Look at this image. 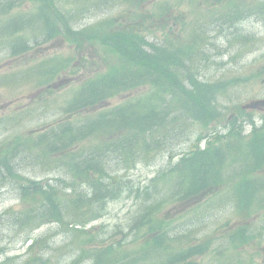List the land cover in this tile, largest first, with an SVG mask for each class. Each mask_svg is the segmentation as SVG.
Returning <instances> with one entry per match:
<instances>
[{
	"label": "trees",
	"instance_id": "1",
	"mask_svg": "<svg viewBox=\"0 0 264 264\" xmlns=\"http://www.w3.org/2000/svg\"><path fill=\"white\" fill-rule=\"evenodd\" d=\"M159 1L72 0V11L63 13L57 8L59 0H0V37L9 39L11 36L5 45L12 49V54L61 37L75 45L79 53L91 48L106 53L107 57L104 69L78 82L72 96L57 108V119L64 120L55 121L31 140L16 138L6 149L0 146V185L6 179L15 183L23 205L20 210L5 214L6 223L13 229L30 234L42 223H54L57 229H62L96 220L107 202L124 192L118 173L129 169L142 155L173 141L178 136L176 124L191 120L207 126L218 120L215 96L223 95L226 86L218 88L201 83L192 67L193 55L196 58L205 55V50L197 51L204 40L200 29L191 34L187 46L176 47L168 43H149L142 34L146 26L135 22L137 19L153 24L160 19L167 21L168 11L174 8L167 0ZM191 1L197 3V0ZM29 4L35 6L32 13L9 16L12 10ZM107 4H111V9L122 7V12L80 28L71 26L73 19L80 22L84 15ZM150 4L154 6L153 13L138 14L141 7ZM253 11L264 13V1L249 10ZM6 16L10 20H5ZM238 17L239 14H233L223 18L233 24ZM32 28L39 31V37L32 39L33 44L30 45L27 38L11 42L12 37L18 36L20 40L19 35ZM72 59H51L40 64L35 74L36 85L49 94L60 70L69 69L73 73L76 68L87 67L79 64L80 61L68 67L69 63H74ZM146 87H149L146 92L139 90ZM138 93L139 96H135ZM122 95H125L124 101L107 105ZM48 104L47 99L43 106ZM262 119L263 125L253 128L249 137H242L236 126L235 131L232 128L225 136H215L203 151L181 162V168L174 171L184 191L179 199H193L209 192L215 194L216 188H221L225 182V169L239 165V170L233 171L235 181L231 183L230 198L241 217L253 211L254 215L264 216V117ZM11 120L19 122L18 116ZM24 152L34 153L35 159L46 161L49 170L58 168L63 178L44 185L25 181L14 169L15 160ZM76 179L84 183L78 185ZM151 212L154 214L155 210ZM154 221L153 217H142L136 227L149 224L143 235L153 234L152 231L160 230L163 225L162 222L155 225ZM245 229H239L242 243ZM77 233L75 237L85 235L82 231ZM165 237L164 234L151 236L143 245L150 242L154 249L161 248ZM41 244V240H34L28 248V264H48L40 259ZM203 247L206 250L207 247ZM94 251L93 264H114L107 260L108 256L112 261L118 258L113 246ZM190 253L191 250L179 253L173 260H184Z\"/></svg>",
	"mask_w": 264,
	"mask_h": 264
},
{
	"label": "rangeland",
	"instance_id": "2",
	"mask_svg": "<svg viewBox=\"0 0 264 264\" xmlns=\"http://www.w3.org/2000/svg\"><path fill=\"white\" fill-rule=\"evenodd\" d=\"M161 1L163 0L159 2ZM167 1L174 8L170 13L168 11L165 18L167 21L160 19L154 21L155 25L151 21L145 23L138 22V19L135 21L140 26H146L142 31V34L147 36L146 40L151 44L168 43L170 46L185 47L189 44L191 34L196 33L195 28L199 26V32L202 33L201 36L204 40L201 45L197 46V51L205 50V55L198 58L192 56V67L196 69L194 72L197 79L201 83L215 84L218 88L226 86V92L223 95L218 94L217 98L215 96L216 107L214 109L218 111V116L221 117L219 121H214L215 123L213 122L208 127L203 128L197 123L187 120L181 135L176 140L177 143L169 146V151L173 152L174 150L178 155L177 157H181L188 151L191 144L197 143L196 139L199 136L205 138L206 141H211L214 134L226 133L228 126L224 125V122L230 114L234 113L240 117L251 118V116H244L243 113L240 114L237 106L240 107L253 99L264 98V21L261 20L264 18V13L253 11L252 15H244L237 22L230 24L226 21L227 19L222 18L224 11L222 12L223 7L218 1L197 0V3L191 0ZM262 1L264 0H236L235 7L237 9L246 6L253 7ZM70 5H72V0H59L57 8L66 13L72 11ZM144 6L138 11L139 15L144 14V9L152 11L154 8L152 4ZM24 7L12 10L9 16L13 18L14 14H29L35 8L34 5L31 6L30 4ZM120 12H122V7L111 9V4H107L96 11H90L84 15L80 22L77 18L73 19L71 26L80 28ZM126 12H124L125 16ZM10 17L6 16L4 19L10 20ZM19 36L22 37L20 40L16 36L11 38V42L14 39L20 42L27 38L30 39L29 44L31 45L33 44L32 39L39 37V31L32 28L23 31ZM10 37L9 39L8 37H0V146L4 149L16 138L20 141L31 140L34 134L41 133L55 121L64 120V118L57 119V115H55L58 111L57 108L72 96L78 82L102 71L107 58L106 53L92 51L91 48H84L79 53L75 45L68 43L65 38L61 37L49 43L40 42L19 54H12V49L9 46L4 47ZM82 49L83 47H81ZM70 57L73 58L74 63H69L68 67L77 64L78 61L81 62L79 64L87 67L76 68L73 73H70L69 69L60 70L58 78L54 80L55 89L39 98L37 95V88L39 87L36 85L35 76L38 66L51 59L62 61ZM29 71H31V77L26 79ZM253 75H256V78H253L255 77ZM10 78L11 80H9ZM148 88H140L139 90L146 92ZM135 96H139V93ZM47 99L49 104L44 107L43 103ZM124 100L125 95H122L110 100L107 105H117ZM14 115L19 118L18 124L11 120ZM254 118L258 117L254 116ZM243 131L248 133L249 127L245 126ZM30 134L31 136H29ZM199 145L202 148L204 141H201ZM167 151L158 148L154 154H146L145 156L152 161L148 164H137L132 171L128 172L127 178L123 180L132 182L134 189L138 186L144 187L153 181L156 175L165 172L169 167ZM34 156V153L24 152L17 158L15 164L17 174L26 179L44 181V183L45 181L52 183L54 178H58L60 173L57 171L59 170L52 169L51 173H48L47 170L35 166L37 161L33 159ZM176 161L177 159H174L172 162ZM112 163L113 161L109 162V165ZM234 168L227 167L225 169L226 175L229 174L232 177ZM76 183L82 184L84 182L76 179ZM173 183L175 182L173 181ZM2 186L4 187L0 191V214L12 207L18 209L17 185L6 179ZM157 188L163 191L157 198L166 200L165 205L157 213V220L164 221L166 224L163 230L171 232L168 242L171 243L172 249L184 246L185 239L182 238L181 243L176 238L187 234L188 244L208 241L210 245L206 256L203 255L198 258L195 263L220 264V258L221 264L234 263L232 251L227 249L225 252L224 244H229L227 236L235 231L243 219L237 216L231 207V203L227 201L220 204V208L210 206V209H206L205 205H202L198 208L196 219L194 213L197 207L193 206L192 202L187 201L185 203L174 200L173 190L175 187L172 188L171 182L168 184L163 182L160 185L157 183ZM221 194L226 196L228 192L223 190ZM141 199H144V196ZM141 199L122 195V197L110 201L103 217L82 231L88 235L87 238L92 239L90 243L84 242L85 239L82 237L75 238L74 235L81 230H73L69 227L64 229L61 236L52 235L50 247L47 253L43 255L42 260L49 262V264H70L79 257L80 252L88 245H94V247L120 245L127 250V253L120 252L115 261H112L110 256L107 260L112 263H128L129 256L141 248L143 241V230L141 234L129 232V227L133 226L138 215L144 212L141 207L143 204ZM149 203L151 204V202ZM5 221L0 224V247L9 251V256H15L20 252L18 246L22 243L23 237L17 236V233H14ZM45 230L46 228L43 227L35 233V236H41ZM201 235L203 237H197ZM257 249L258 254H260L264 250V246H258ZM248 253L251 255L253 251L248 250ZM121 256L126 258H120ZM84 258L81 257V260ZM26 259L15 258L12 262L9 259L8 264H28ZM122 260L124 261L122 262ZM255 261L258 264H264V255L255 258Z\"/></svg>",
	"mask_w": 264,
	"mask_h": 264
},
{
	"label": "water",
	"instance_id": "3",
	"mask_svg": "<svg viewBox=\"0 0 264 264\" xmlns=\"http://www.w3.org/2000/svg\"><path fill=\"white\" fill-rule=\"evenodd\" d=\"M243 110L264 111V100L254 101L242 107Z\"/></svg>",
	"mask_w": 264,
	"mask_h": 264
}]
</instances>
